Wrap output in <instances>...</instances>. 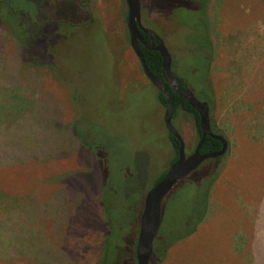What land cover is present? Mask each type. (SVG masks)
<instances>
[{
	"label": "rangeland",
	"instance_id": "obj_1",
	"mask_svg": "<svg viewBox=\"0 0 264 264\" xmlns=\"http://www.w3.org/2000/svg\"><path fill=\"white\" fill-rule=\"evenodd\" d=\"M51 2L54 17L77 13L75 0ZM140 2L143 24L161 37L173 73L198 99L210 90L211 125L228 143L221 159L203 163L211 162L216 172L207 216L192 235L167 249L161 264H264V0ZM44 5L45 0H24L22 6ZM87 7L102 29L77 27L67 42L59 35L37 44L55 56L53 65L41 68H23L16 40L0 26V264H36L28 253L64 258L54 264H95L104 172L90 152L100 154L112 186L124 185L116 187L125 195L118 202L131 200L135 213L172 159L165 110L127 41L125 1L95 0ZM200 24L208 27L212 51L194 62L189 51L203 42L198 32L190 40L185 35ZM173 125L190 153L191 119L181 115ZM75 130L88 141L86 148ZM205 168L195 171L198 180L205 178ZM192 186L164 211L162 204V229L183 215L177 210Z\"/></svg>",
	"mask_w": 264,
	"mask_h": 264
},
{
	"label": "trees",
	"instance_id": "obj_2",
	"mask_svg": "<svg viewBox=\"0 0 264 264\" xmlns=\"http://www.w3.org/2000/svg\"><path fill=\"white\" fill-rule=\"evenodd\" d=\"M78 5V9L76 10V14L70 11H66L68 14H62V17L59 19L58 17H54L55 8L54 4L51 0H45V5L41 9H31L25 6H22L24 0H0V26L7 32L10 33L11 37L16 40V46L20 48V52L23 58V68L27 70L28 68H41L43 66L53 65L52 60H54L55 56L53 55V59L50 57V54H47V51L43 48H38L36 45L39 43L45 44L52 37H57L59 35H63L65 38V42L68 40V36L73 34V30L77 27H86L94 30L98 28L102 29L101 22L99 21L97 16L90 11H87V6L90 2L95 0H75ZM82 15L83 20L80 22L73 21V16ZM60 16V15H59ZM57 18V19H56ZM127 20V17H126ZM188 33L185 35L186 40H190L191 34L198 32V38L202 39V42L198 43V46L193 45L195 47L189 51L188 56H193L194 62L197 56L205 54L207 56V52L212 51V44L210 40V35L208 31V27L206 24H200L196 29L192 28L191 31H187ZM56 35V36H54ZM128 36V35H127ZM199 38V39H200ZM126 39V38H125ZM127 41L129 38L127 37ZM205 42V45H204ZM96 44H100L96 42ZM58 45V44H57ZM140 52L143 55L145 60L147 69L149 72L157 77L162 79V67H161V58L158 52L156 51H148L144 46L138 45ZM204 47V48H203ZM54 54V52H53ZM56 56H61L62 52H55ZM140 67V64H139ZM209 67V64L207 65ZM141 75L144 76L142 69L140 67ZM173 72V71H172ZM177 76L176 74H174ZM179 80V87L183 89L187 87L186 81L177 76ZM146 79V77L144 76ZM182 79V80H181ZM147 80V79H146ZM148 81V80H147ZM149 82V81H148ZM150 83V82H149ZM151 85V84H150ZM152 86V85H151ZM166 90L168 91L171 102L173 105V113H172V125L173 120H177L179 116H187L191 119L195 131L194 145L192 146V150L190 153L187 152L186 155H190L192 151L195 149L197 143L201 139L202 133L199 126V115L198 113L189 106V104L178 97L176 94L172 92L170 87L164 83ZM209 84L206 79V83L204 85V90L207 91ZM153 87V86H152ZM153 89L156 92V101L159 106H161L164 110L167 107L166 101L164 100L161 93H159L154 87ZM9 91V90H8ZM10 92V91H9ZM210 92V90H208ZM204 94L203 97L205 99H197L201 102H206L208 104L211 101V96ZM211 93V92H210ZM9 99L12 100L10 102L11 106L14 109H17V101L15 96H11L8 94ZM209 106V104H208ZM210 111V107H209ZM210 117V114H209ZM211 123V120H210ZM174 126V125H173ZM165 128V126H164ZM211 129L214 134L221 135L217 132L213 126L211 125ZM167 140L170 142L172 146V159L169 163L172 164L176 161L178 156V143L173 138V136L167 131ZM76 136H79L80 143L83 147H87L88 141L83 138V134L79 131L75 130ZM94 141L93 139H90ZM92 143V142H91ZM221 149V143L211 137L206 136L200 149V154L214 153L218 152ZM184 150L185 146H184ZM88 151V150H86ZM90 151V150H89ZM98 161L100 166V170L104 172L102 179L103 182H100V185H103V191L99 190L98 193V207L100 209L99 218L101 220V230H102V238H101V246L99 251V256L95 264H123L127 262H132V264H136L135 257V248L137 242L138 228H139V217L143 209V201H142V209L138 212H134L135 207L133 202H124L120 203L118 200L121 196L125 197V195H120L117 191V186H124L122 183L113 182V186L111 184L110 175L108 172V168L106 164L101 160L100 154H95L94 152H90V154ZM91 154V155H92ZM98 157V158H97ZM221 158H217L214 161H218ZM212 161V160H211ZM211 162L205 165L202 164L207 171L205 178H199L197 173H193L191 176L187 177L183 180L179 185L173 189L172 193H170L166 199L163 201V211L164 205L169 203L170 201H174L178 198V193L183 188H188L189 185L194 183L188 192L187 199L182 203L183 205L178 208L177 214L179 218L176 219V223L173 224L171 229L164 230L160 226L159 232L154 239L153 242V252L150 258L149 264H161L164 255L169 247H171L174 243L185 239L186 237L192 235L197 226L205 219L208 213L209 208V192L212 184V180L215 175L214 166L211 167ZM168 169V168H167ZM167 169H165L159 176L154 179L152 187L157 184L165 175ZM208 175V176H207ZM193 179V180H192ZM124 190V189H122ZM101 192V193H100ZM184 214H186L184 216ZM132 219H135V229L134 233L130 232V223H132ZM69 229L71 225L68 226ZM69 232L67 233V235ZM129 234H133V246L131 247L130 253L127 251L126 242H128ZM21 252H25L27 254V250H22ZM125 253V255H120ZM127 253V254H126ZM30 254L31 258L36 262V264H50L62 262L64 258L58 260L52 259H41L36 257L33 253ZM29 257V258H30Z\"/></svg>",
	"mask_w": 264,
	"mask_h": 264
},
{
	"label": "water",
	"instance_id": "obj_3",
	"mask_svg": "<svg viewBox=\"0 0 264 264\" xmlns=\"http://www.w3.org/2000/svg\"><path fill=\"white\" fill-rule=\"evenodd\" d=\"M124 1L127 7L126 27L129 34L130 48L137 57L146 79L159 93L162 94L166 101L167 107L164 111L163 122L167 131L173 136L179 145L176 161L168 167L164 177L146 192L143 199V209L139 217L135 257L136 264H149L153 252V242L161 225L163 201L181 181L185 180L195 172L203 162L221 158L227 151L228 143L224 136L213 133L211 129L208 104L199 101L188 87H184L183 89L179 87V80L171 70V56L162 39L152 30L141 26L140 0ZM139 31H142L149 37L153 36L157 40V43H153V41L144 42ZM139 43H142L148 51H156L159 53L161 58L162 79L153 76L147 69L143 55L138 47ZM164 83L170 87L174 94L185 100L199 115V126L202 136L197 143L194 152L190 155L185 154L183 139L176 128L172 125L173 105ZM206 136L221 143V149L218 152L207 154L199 153V149Z\"/></svg>",
	"mask_w": 264,
	"mask_h": 264
},
{
	"label": "flooded vegetation",
	"instance_id": "obj_4",
	"mask_svg": "<svg viewBox=\"0 0 264 264\" xmlns=\"http://www.w3.org/2000/svg\"><path fill=\"white\" fill-rule=\"evenodd\" d=\"M175 7H177V6H175ZM173 9H174V8H173ZM173 9H172V10H173ZM141 26L144 27V28H147V27H145L144 24H143L142 16H141ZM147 29H149V28H147ZM149 30H151V29H149ZM152 31H153V30H152ZM127 32H128V30H127ZM139 32H140V34H141V36H142L144 42H150V41H153V43H157V40H156L153 36H152V37H149L148 35H145L142 31H139ZM153 32H154V31H153ZM154 33H155L156 35H158L156 32H154ZM158 36H159V35H158ZM159 37H160V36H159ZM128 38H129V34H128ZM160 38H161V37H160ZM139 44L142 45V46H144L142 43H139ZM139 44H138V45H139ZM171 66H172V64H171ZM171 70H172V67H171ZM176 77H177V76H176ZM177 78H178V77H177ZM181 80H182V79H181ZM164 126H165V125H164ZM178 146H179V145H178ZM194 150H195V149H194ZM194 150L192 151V153L194 152ZM184 151H185V150H184ZM203 163H204V162H203ZM203 163H202V164H203ZM202 164H201V165H202ZM170 165H171V164H170ZM170 165H169V166H170ZM201 165H200V166H201ZM200 166H199V167H200ZM197 172H198V171H197ZM197 172H196V173H197Z\"/></svg>",
	"mask_w": 264,
	"mask_h": 264
}]
</instances>
